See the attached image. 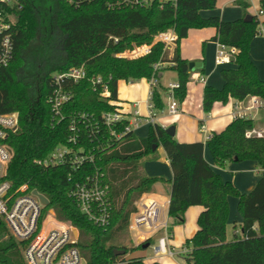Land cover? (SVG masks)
I'll use <instances>...</instances> for the list:
<instances>
[{
  "label": "trees",
  "instance_id": "trees-1",
  "mask_svg": "<svg viewBox=\"0 0 264 264\" xmlns=\"http://www.w3.org/2000/svg\"><path fill=\"white\" fill-rule=\"evenodd\" d=\"M240 3L245 16L226 21L218 15L202 14L204 10L214 9L217 0H177L176 4L166 2L163 6L159 0L144 5L123 0H53L46 28L35 0L0 2V12L5 17L10 14L17 17L14 22L6 19L10 27L5 32L12 37L14 56L8 66L0 69V112L19 113V127L7 139L14 155L6 178L15 187L28 183L49 198V205L42 210L43 216L53 208L58 218L79 229L76 245L86 264H146L142 257L127 259L126 254L117 255L115 249L123 248L127 253L142 248L145 243L152 244L151 237L137 246L122 243V238L129 230L139 197L151 192L157 181H167L164 176H149L143 171L145 161L156 158L159 145L164 147L174 173L168 213L175 223L185 221L189 206H205L198 218V231L186 241L183 246L186 252L181 253L189 264H264V175L252 191L242 194L204 156L207 147L220 167L249 159L264 168V137L246 135L255 126L252 118L236 117L223 131L213 133L206 144L180 142L158 123L151 125L146 137L139 138L129 132L117 140L112 139L101 123L103 113L115 108L110 100L118 98L119 80L155 79L150 103L157 112L165 109L169 88L161 82L162 68L155 69L156 63L167 59L165 43H156L149 53L137 58H122L117 54L132 48L133 43L150 42L156 34L168 30L178 34L171 67L178 74L179 86L174 94L179 101L187 95L192 73L190 62L181 56L180 42L191 29L204 27H215L214 39L237 50L234 58L238 65L235 69L222 70L225 79L222 88L205 86L204 110L209 112L215 101L226 102L229 96L237 100L254 95L264 98V79L258 76L250 56L251 43L260 33L262 22L258 15L247 19L248 4ZM260 9L264 13V0L260 1ZM36 38L42 43L51 40L55 59L50 65H40L35 82H31L25 69L29 62L28 50ZM57 38L61 41L59 53L54 43ZM82 65L87 77L68 86L72 96L64 107L65 118L57 122L47 102L53 89L52 78L56 72ZM99 75L109 84L111 96L108 98L92 84L91 78ZM79 113H87L91 120L80 121ZM73 119L80 132L79 144L75 146L84 144L95 148V163L78 171L69 165L47 167L36 163V159L46 156L58 145L70 144ZM96 121L101 123L99 132L91 134L93 129L96 131L93 127ZM96 167L105 173L110 186L112 211L107 227L95 224L70 194L75 182ZM231 195L239 197L243 222L241 235L235 234L233 240H228ZM6 233L0 221V263L23 264L21 253L16 249L18 243Z\"/></svg>",
  "mask_w": 264,
  "mask_h": 264
},
{
  "label": "built area",
  "instance_id": "built-area-1",
  "mask_svg": "<svg viewBox=\"0 0 264 264\" xmlns=\"http://www.w3.org/2000/svg\"><path fill=\"white\" fill-rule=\"evenodd\" d=\"M19 0H0L6 4H13ZM153 0H123L125 3L138 5L149 4ZM177 0H159L161 6L166 2L176 4ZM263 12L261 11V14ZM10 27V22L3 19L0 12V69L8 66L14 56V45L10 33L5 29ZM260 33L264 32V22L260 24ZM115 40H118L115 37ZM165 43V51L175 49L178 43V34L175 30H168L156 34L150 42L142 44L133 43L131 49L123 50L117 55L122 58H137L149 53L152 47L158 43ZM216 61L218 64L231 62L232 56L237 50L222 42H219ZM164 62L155 64V69L163 67ZM87 77L85 67L75 66L63 72H56L52 78V93L48 96L53 118L61 122L65 118L64 107L71 99V90L68 86L73 82H79ZM95 90H100L101 95L108 98L111 90L108 82L102 76L91 78ZM152 85L156 82L151 80ZM179 86L178 82L169 84V105L168 110L176 113L179 110V100L174 94V89ZM114 105L113 110L105 111L101 123L110 132L112 139H121L129 132H132V124L124 122V112L116 100H110ZM152 113L154 109L150 103ZM237 117L251 118L252 110L264 109V98L250 96L247 101L237 104ZM80 121H90L87 113H79ZM142 121L136 117V124ZM99 121L94 122L93 127L99 132ZM91 124H93L91 122ZM19 127V113L0 112V221L6 228L7 237L13 238L18 245L16 249L21 253L23 264H86V259L76 245L80 231L69 221L57 217L53 208L43 216L42 210L45 205L39 196L34 193L36 188H31L28 183L17 187L7 179L8 169L14 155L12 146L7 141L10 134ZM71 133L68 138L70 144H60L46 156L35 160L43 166L69 165L73 171H78L92 163H95V148L86 147L82 144L79 147L80 132L76 120L70 123ZM247 136L264 137L263 128H251L246 132ZM105 173L96 167L92 173H85L81 179L75 182L71 195L76 199L80 210L86 214L95 224L107 227L110 224L112 202L110 199V186L105 179ZM39 191V190H38ZM40 192V191H39ZM170 200L161 202L152 197L149 193H143L136 201V210L131 214L129 229L147 234L150 237L160 231L165 233L158 238L157 244L152 245L156 255L167 254L174 256L178 254L169 247V223L166 214ZM169 214V213H168ZM78 230L76 233L75 230ZM149 237V238H150ZM186 252L182 248L179 253Z\"/></svg>",
  "mask_w": 264,
  "mask_h": 264
},
{
  "label": "crops",
  "instance_id": "crops-1",
  "mask_svg": "<svg viewBox=\"0 0 264 264\" xmlns=\"http://www.w3.org/2000/svg\"><path fill=\"white\" fill-rule=\"evenodd\" d=\"M240 1L248 4L246 12L249 15H258L261 22L264 20V13L261 14L260 9L261 0H217V5L214 9L204 10L202 14L204 16L218 15L226 21L242 18L245 16V10ZM216 33L217 29L215 27L193 28L189 31L187 37L181 40V56L189 62H200L201 66L192 69L191 78L187 84V95L183 101H179V110L176 113H171L168 110L170 101L168 92L165 94V109L161 112L154 111L152 113L149 106L152 91L151 80L147 78H142L140 81L119 80L116 102L124 112L125 119L131 122L132 132L136 137H146L151 125L158 123L164 128L174 125L176 128L174 136L180 142H203L206 144L213 133L223 131L237 117L238 110L236 106L242 100H237L232 96H229L226 102L215 101L209 112L204 110L203 96L205 86L211 85L222 88L225 84L222 70L238 67L234 56H232L233 59L231 58L232 60L229 63H217L219 44L214 39ZM175 49L167 50L165 54L167 59L163 61L164 65L160 71L161 82L168 88L172 82L179 83L178 74L171 67ZM250 56L257 67L258 76L264 79V32L259 33L253 39ZM249 97L243 101H247ZM262 111L264 109L251 111V118L255 122V128L264 127L263 123L256 121L257 116L262 114ZM138 116L141 117L142 121L136 124V117ZM204 156L211 166L220 172L225 180H230L242 194L252 191L264 175V168L260 167L254 160L232 161L224 167H220L215 164L207 147H205ZM143 171L149 176H164L167 179V181H157L149 194L161 202L170 200L171 180L174 173L168 155L162 145L157 146L155 159L145 161ZM228 200L227 239L233 240L235 234L241 235L242 233L243 216L238 207L239 197L231 195ZM204 209L205 206L201 204L189 206L185 212V221L183 223H175L167 211L166 218L169 223L170 248L174 251L175 248L182 249L186 241L196 234L199 229L198 218ZM164 233L162 230L152 235V244L146 248L142 247L131 257H142L146 264L153 262H158L159 264H181L176 259V255L149 253L148 248H152L153 244H157L155 243L156 240ZM149 237L147 234H138L134 236V241L138 245Z\"/></svg>",
  "mask_w": 264,
  "mask_h": 264
},
{
  "label": "rangeland",
  "instance_id": "rangeland-1",
  "mask_svg": "<svg viewBox=\"0 0 264 264\" xmlns=\"http://www.w3.org/2000/svg\"><path fill=\"white\" fill-rule=\"evenodd\" d=\"M35 2L37 3V5L39 7L40 13L43 16V22L45 24V27L47 28V25L50 23V14H51L49 8L53 4V0H35ZM2 17L5 21L8 18V20H11L12 22L16 21V19H17L16 15H14V14H10L7 17H5L2 14ZM32 42L33 43L31 44V47L28 50L29 62H27L25 74L28 77V79L31 80V82H35L36 73L39 71L40 65H45V64H49V63L51 64V62H53L54 61L53 59H55V58L52 57L54 49H53V46L51 45L52 43H51L50 39L48 41L42 43V41H40L39 38H36ZM54 43H55L56 52L59 53V51L61 50L60 39L57 38V40H55ZM127 49H131V48H126L124 50H127ZM140 80L141 79L135 80V81H140ZM263 115H264V111H262V114L257 116L256 121L261 123V124L262 123L264 124V116ZM138 234H140V233L136 232V231H130V229H129L125 233V235L123 236L122 243H125L127 245L137 246V244L134 241V236H136ZM144 241H142V242H144ZM157 242H158V240H156L155 243H157ZM121 249H123V248H121ZM139 249H141V248L131 250V251L125 253L126 258L127 259L131 258L132 255H134L137 251H139ZM148 250H149V253H154L152 248H148ZM181 250L182 249L175 248V251L178 252V254H176V259L181 264H189V262L186 259V256L184 254L179 253ZM0 264H2V263H0ZM118 264H126V263L125 262H119Z\"/></svg>",
  "mask_w": 264,
  "mask_h": 264
},
{
  "label": "water",
  "instance_id": "water-1",
  "mask_svg": "<svg viewBox=\"0 0 264 264\" xmlns=\"http://www.w3.org/2000/svg\"><path fill=\"white\" fill-rule=\"evenodd\" d=\"M251 18H252L251 15H248V16H247V19H251ZM232 59H233V58H232ZM232 59H231V60H232ZM189 65H190V68H191V69H195V68L200 67V66H201V63H200V62H193V61H191ZM166 130H167V132H168L169 134H171V135H173V136L175 135L176 128H175L174 125L169 126L168 128H166ZM154 147L156 148V144H155ZM34 193L37 194V195L39 196V198L41 199V201H42L45 205H49L50 200H49V198H48L46 195H44L43 193L39 192L37 189L34 190ZM75 231H76V233L78 232L77 229H76ZM149 245H150V243H145V244H143V247L146 248V247H148ZM115 252H116L117 255H122V254H125V253H126V249H115Z\"/></svg>",
  "mask_w": 264,
  "mask_h": 264
}]
</instances>
